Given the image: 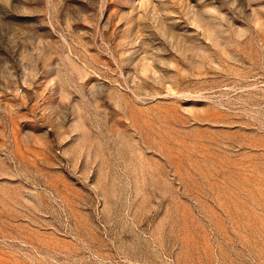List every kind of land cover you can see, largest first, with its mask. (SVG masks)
Returning <instances> with one entry per match:
<instances>
[{"label":"rangeland","instance_id":"374dc122","mask_svg":"<svg viewBox=\"0 0 264 264\" xmlns=\"http://www.w3.org/2000/svg\"><path fill=\"white\" fill-rule=\"evenodd\" d=\"M0 264H264V0H0Z\"/></svg>","mask_w":264,"mask_h":264}]
</instances>
